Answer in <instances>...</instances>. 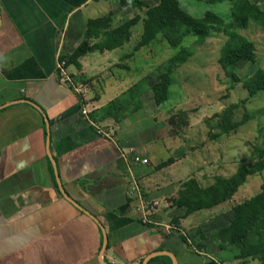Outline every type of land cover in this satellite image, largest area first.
Here are the masks:
<instances>
[{
	"label": "crops",
	"instance_id": "0c3cea01",
	"mask_svg": "<svg viewBox=\"0 0 264 264\" xmlns=\"http://www.w3.org/2000/svg\"><path fill=\"white\" fill-rule=\"evenodd\" d=\"M117 1L0 0V264L229 260L185 237L184 222L203 210L178 227L146 210L147 199L163 197L151 178L155 151L141 130L120 133L125 117L115 112L133 102L121 96L136 87L140 50L88 52L79 68L67 66L91 88L85 104L57 77L58 58L83 40L87 21L112 18Z\"/></svg>",
	"mask_w": 264,
	"mask_h": 264
},
{
	"label": "rangeland",
	"instance_id": "374dc122",
	"mask_svg": "<svg viewBox=\"0 0 264 264\" xmlns=\"http://www.w3.org/2000/svg\"><path fill=\"white\" fill-rule=\"evenodd\" d=\"M143 1L148 5H155L159 0ZM250 1L256 2L264 10V0ZM180 4L195 16H201L204 11L210 10L226 17L230 11V4L225 1L209 5L195 0H180ZM115 5L118 9L112 16V27L135 15L144 17L143 9L130 6L121 8L119 0ZM130 32L129 40L122 48L126 52L134 51L140 38L141 19L130 28ZM236 32L246 36L255 45L254 62L239 61L228 69L238 78H244L258 67H264V29L250 23L247 28L237 29ZM236 38L213 32L203 43H196L194 36L185 37L181 46L191 48L193 54L170 72L168 99L155 105L149 87L159 77L156 69L178 50L171 49L163 36L158 34L148 45L139 49L137 72L130 76L136 81V87L121 96V100L130 98L133 102L115 110L118 119L125 117L121 123L123 131L120 133L134 136L141 130L139 136L142 142L148 146L151 144V149L155 151L154 154L151 152L152 163L159 173L154 172L151 178L157 177L162 182L160 185L163 197L158 196L159 201L153 197L147 199L145 207L150 212L158 213L159 220L171 226H176L172 219L180 214L171 200L183 181L194 177L203 187L212 183L215 177H229L238 165L252 164L255 147H264V116L260 114L264 107V92L248 96L242 83L231 82L218 62L221 47L226 43L236 45ZM112 56L116 54L112 53ZM145 62L146 70L143 69ZM83 84L86 85V82L83 81ZM86 86L88 94L91 88L88 84ZM134 98L140 99L142 105L136 106ZM243 119L246 121L242 125L229 134L224 133L223 129L228 124H235ZM168 158L176 160L175 164L160 168L158 165ZM263 182L264 171L250 175L232 199L195 213L184 222V228L180 227L185 237L195 235L194 242L201 249L218 257H228L225 264H259L256 260L242 263L235 259L234 250H220L215 232L229 222L232 207L257 193ZM200 235H203L202 239L198 237Z\"/></svg>",
	"mask_w": 264,
	"mask_h": 264
},
{
	"label": "trees",
	"instance_id": "16d2710c",
	"mask_svg": "<svg viewBox=\"0 0 264 264\" xmlns=\"http://www.w3.org/2000/svg\"><path fill=\"white\" fill-rule=\"evenodd\" d=\"M224 1L230 4V11L226 17L210 10L204 11L201 16H195L181 6L180 0H159L155 5H148L143 0H120L121 8L130 6L143 9L144 17L135 15L116 27L111 26L110 17L88 20L83 40L70 54L61 59L65 61L66 67L71 65L79 68V58L88 52L110 51L122 47L129 40L130 28L141 19L142 33L134 46V51L148 45L158 34L163 36L171 49H178L172 57L159 65L156 69L159 77L150 85L153 102L155 105H160L168 99L170 72L185 63L193 54L191 48L181 46L184 38L194 36L196 43H203L213 32H221L229 37L236 36L237 43L236 45L226 43L221 47L219 65L231 82H241L248 96L252 97L258 92H264V67H258L244 78H238L228 69L239 61L254 62V43L236 30L245 29L250 23L264 29V10L250 0H195L209 5ZM91 40L95 42L89 44ZM260 114L264 116V107L260 110ZM244 121L246 119L228 124L223 129L224 133L229 134ZM254 154L255 159L252 164H240L232 175L215 177L209 185L202 187L194 177L183 181L176 196L171 200L173 206L180 210V214L172 219L176 226L179 225L180 219L192 213L211 209L232 199L248 176L263 172L264 147H255ZM172 162L173 159L168 158L158 166L161 168ZM187 237L190 241L196 239L195 235ZM198 237L202 239L203 235ZM215 237L220 250H234L235 259L242 263L256 260L259 264H264V182L257 193L232 207L231 219L216 230Z\"/></svg>",
	"mask_w": 264,
	"mask_h": 264
},
{
	"label": "built area",
	"instance_id": "2783aa9c",
	"mask_svg": "<svg viewBox=\"0 0 264 264\" xmlns=\"http://www.w3.org/2000/svg\"><path fill=\"white\" fill-rule=\"evenodd\" d=\"M56 74H57L59 81L63 84L70 86L74 92H76L77 94L81 96L82 98L81 103L85 104L86 98L84 97V95L87 92V86L83 83H77L72 79V77L66 70L65 61L62 60L61 58L60 59L58 58L57 63H56ZM81 113L86 114L87 111L83 109ZM134 161L136 163H141V164H146L148 162L146 158H139L137 156L134 157Z\"/></svg>",
	"mask_w": 264,
	"mask_h": 264
}]
</instances>
